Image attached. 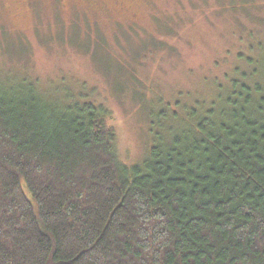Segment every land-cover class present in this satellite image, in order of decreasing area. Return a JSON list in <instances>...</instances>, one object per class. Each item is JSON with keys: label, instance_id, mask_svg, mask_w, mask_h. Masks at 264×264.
<instances>
[{"label": "trees", "instance_id": "trees-1", "mask_svg": "<svg viewBox=\"0 0 264 264\" xmlns=\"http://www.w3.org/2000/svg\"><path fill=\"white\" fill-rule=\"evenodd\" d=\"M260 52L135 164L105 106L0 79V264H264Z\"/></svg>", "mask_w": 264, "mask_h": 264}, {"label": "rangeland", "instance_id": "rangeland-1", "mask_svg": "<svg viewBox=\"0 0 264 264\" xmlns=\"http://www.w3.org/2000/svg\"><path fill=\"white\" fill-rule=\"evenodd\" d=\"M260 51L264 0H0V79L105 106L127 164L165 135L157 116L210 108Z\"/></svg>", "mask_w": 264, "mask_h": 264}]
</instances>
